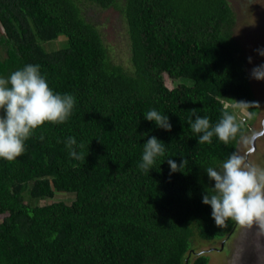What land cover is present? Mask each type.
I'll return each instance as SVG.
<instances>
[{
  "label": "trees",
  "instance_id": "1",
  "mask_svg": "<svg viewBox=\"0 0 264 264\" xmlns=\"http://www.w3.org/2000/svg\"><path fill=\"white\" fill-rule=\"evenodd\" d=\"M85 2L119 9L130 67L109 58ZM234 19L226 0H0V78L39 65L54 93L75 100L65 123L46 122L15 161L0 159V264L205 263L191 237L221 238L233 223L216 226L203 204L214 186L205 169L220 170L249 131L223 100L255 102L236 71ZM163 75L176 83L168 88ZM241 106L256 116V106ZM153 109L168 115L171 132L144 119ZM224 113L235 138L198 144L190 122L215 126ZM152 136L165 154L145 172ZM69 137L83 158L70 156ZM182 158L183 172L170 175L167 160ZM54 191L73 198L39 203Z\"/></svg>",
  "mask_w": 264,
  "mask_h": 264
},
{
  "label": "clouds",
  "instance_id": "2",
  "mask_svg": "<svg viewBox=\"0 0 264 264\" xmlns=\"http://www.w3.org/2000/svg\"><path fill=\"white\" fill-rule=\"evenodd\" d=\"M256 53L264 57V48L256 49ZM248 62L252 63L251 57ZM250 75L252 79L264 81V64L253 67ZM74 102L72 95L57 94L50 89L39 65H26L8 78H0V159L15 161L25 151V141L46 122L65 123L72 113ZM238 104L259 107L257 102ZM144 119L154 122L159 129L172 131L168 115H161L153 109L147 112ZM190 126L192 132L199 136L198 144L211 143L213 136L227 144L238 132L234 117L228 113L222 114L215 126L210 124L208 117L199 116L190 122ZM144 135L147 136V133ZM66 144L72 158H83L73 147L76 145L74 138L69 137ZM164 154L165 143L155 136L147 139L143 145L140 169L150 172L156 159ZM187 163L183 158L179 165L173 159L167 160L170 175L183 172ZM205 172L214 186L205 188L202 202L211 207V218L216 226L226 225L229 220L240 224L253 219L264 222V168L247 162L244 156L233 152L220 170L208 167Z\"/></svg>",
  "mask_w": 264,
  "mask_h": 264
},
{
  "label": "rangeland",
  "instance_id": "3",
  "mask_svg": "<svg viewBox=\"0 0 264 264\" xmlns=\"http://www.w3.org/2000/svg\"><path fill=\"white\" fill-rule=\"evenodd\" d=\"M226 1L235 14L231 35L238 45L237 57L240 58L236 71L245 78L259 107L256 106V116L251 120L245 107L229 99L223 102L237 119L245 115V122L249 125V131L237 140L235 152L244 156L247 162L264 168V131L261 132L264 127V81L252 79L250 75L253 67L264 64V57L256 53V49L264 48V0ZM82 13L96 26L109 58L124 68L130 67L126 26L119 9L114 5L102 8L85 2ZM61 41V38L50 41L45 48H57ZM249 57L252 63L248 62ZM163 82L168 88L176 83L166 75H163ZM256 132L261 133L255 136L251 145V135ZM70 195L73 198L71 193L54 191L52 197L43 198L39 203L51 200L69 202ZM190 245L193 253L206 256L204 264H264V222L253 219L240 224L233 221L223 237L206 241L193 236Z\"/></svg>",
  "mask_w": 264,
  "mask_h": 264
},
{
  "label": "water",
  "instance_id": "4",
  "mask_svg": "<svg viewBox=\"0 0 264 264\" xmlns=\"http://www.w3.org/2000/svg\"><path fill=\"white\" fill-rule=\"evenodd\" d=\"M262 124H263V122H262ZM263 131H264V127H263L261 132H263ZM261 132H256V133H253L251 135V140H250L251 145L253 144V140H254L255 136L258 135V133L260 134Z\"/></svg>",
  "mask_w": 264,
  "mask_h": 264
},
{
  "label": "built area",
  "instance_id": "5",
  "mask_svg": "<svg viewBox=\"0 0 264 264\" xmlns=\"http://www.w3.org/2000/svg\"><path fill=\"white\" fill-rule=\"evenodd\" d=\"M245 115H241L238 119L240 122H245L246 118L244 117Z\"/></svg>",
  "mask_w": 264,
  "mask_h": 264
}]
</instances>
